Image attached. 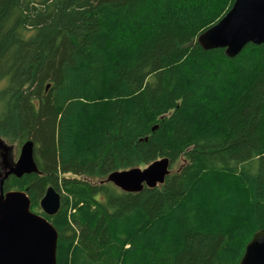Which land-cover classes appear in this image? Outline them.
Returning a JSON list of instances; mask_svg holds the SVG:
<instances>
[{"label": "trees", "instance_id": "1", "mask_svg": "<svg viewBox=\"0 0 264 264\" xmlns=\"http://www.w3.org/2000/svg\"><path fill=\"white\" fill-rule=\"evenodd\" d=\"M233 1L0 0V139L37 167L2 188L59 192L56 264H239L264 228V44L197 42Z\"/></svg>", "mask_w": 264, "mask_h": 264}, {"label": "water", "instance_id": "2", "mask_svg": "<svg viewBox=\"0 0 264 264\" xmlns=\"http://www.w3.org/2000/svg\"><path fill=\"white\" fill-rule=\"evenodd\" d=\"M203 49L223 48L227 57L236 55L246 44H264V0H234L229 10L197 37ZM8 147L0 141V264H56L57 232L43 215L30 210L25 191H4V179L21 178L37 171L34 143L25 140L14 163L7 159ZM169 172L167 157L145 166L115 170L106 181L126 192L162 183ZM41 210L51 216L60 206V194L46 188L39 201ZM239 264H264V228L255 231L244 247Z\"/></svg>", "mask_w": 264, "mask_h": 264}, {"label": "rangeland", "instance_id": "3", "mask_svg": "<svg viewBox=\"0 0 264 264\" xmlns=\"http://www.w3.org/2000/svg\"><path fill=\"white\" fill-rule=\"evenodd\" d=\"M7 147H8V152H7V159L10 163H14L19 155V151H20V146H17V144L15 142L12 143H7L4 140H1ZM145 166H140V168H144ZM0 171H1V167H0ZM12 190H16V189H12ZM31 210V209H30ZM32 211V210H31ZM38 211H41V208L39 206V209L34 208L33 212L38 213Z\"/></svg>", "mask_w": 264, "mask_h": 264}]
</instances>
